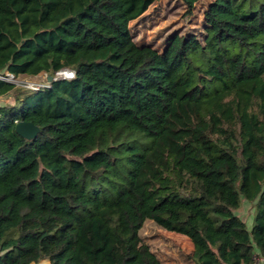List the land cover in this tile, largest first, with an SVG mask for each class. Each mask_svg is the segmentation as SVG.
I'll return each instance as SVG.
<instances>
[{"label":"trees","instance_id":"obj_1","mask_svg":"<svg viewBox=\"0 0 264 264\" xmlns=\"http://www.w3.org/2000/svg\"><path fill=\"white\" fill-rule=\"evenodd\" d=\"M158 1L0 0L2 77L54 78H0V264H162L148 221L195 264L264 261V0H210L161 50L131 28Z\"/></svg>","mask_w":264,"mask_h":264},{"label":"rangeland","instance_id":"obj_2","mask_svg":"<svg viewBox=\"0 0 264 264\" xmlns=\"http://www.w3.org/2000/svg\"><path fill=\"white\" fill-rule=\"evenodd\" d=\"M210 0H200L196 5L193 16L186 14V8L180 0H159L150 7L148 12L137 22L132 23V33L138 45H150L159 50L163 49L169 35L180 32H195L198 36L203 32L202 13ZM67 77L57 74V79ZM0 78H7L5 77ZM8 82L17 87L34 90L48 86L45 74L36 77L10 78ZM14 98L9 95L0 98V107L13 105ZM254 204L244 201L236 215L246 222L251 229L253 223ZM143 241L158 256L162 264H195L191 255L194 247L191 240L183 235L163 230L154 222L148 221L142 231ZM39 264H50L48 260ZM258 264H264L259 261Z\"/></svg>","mask_w":264,"mask_h":264},{"label":"water","instance_id":"obj_3","mask_svg":"<svg viewBox=\"0 0 264 264\" xmlns=\"http://www.w3.org/2000/svg\"><path fill=\"white\" fill-rule=\"evenodd\" d=\"M0 77H2L1 74H0ZM47 79H48L49 83L54 80V78L51 75H48ZM16 132L23 138L35 139L38 136L40 130L33 123H28V122L22 121V122L17 124Z\"/></svg>","mask_w":264,"mask_h":264},{"label":"built area","instance_id":"obj_4","mask_svg":"<svg viewBox=\"0 0 264 264\" xmlns=\"http://www.w3.org/2000/svg\"><path fill=\"white\" fill-rule=\"evenodd\" d=\"M58 74L59 75L62 74V75L67 76V77H64L65 79H71L74 76V73L72 71H70V70H63V71L59 72ZM10 78H14V76L11 75V74H7V78H3V79L6 80V81H8ZM33 89L36 90V89H39V88H36L35 87Z\"/></svg>","mask_w":264,"mask_h":264}]
</instances>
